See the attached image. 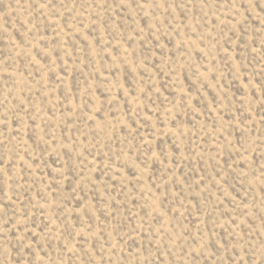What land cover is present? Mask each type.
Masks as SVG:
<instances>
[{
    "label": "rangeland",
    "instance_id": "1",
    "mask_svg": "<svg viewBox=\"0 0 264 264\" xmlns=\"http://www.w3.org/2000/svg\"><path fill=\"white\" fill-rule=\"evenodd\" d=\"M0 264H264V0H0Z\"/></svg>",
    "mask_w": 264,
    "mask_h": 264
}]
</instances>
